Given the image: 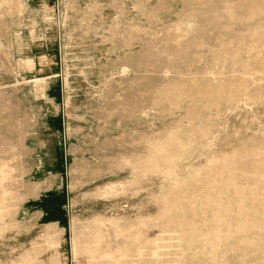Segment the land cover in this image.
<instances>
[{"label":"rangeland","instance_id":"rangeland-1","mask_svg":"<svg viewBox=\"0 0 264 264\" xmlns=\"http://www.w3.org/2000/svg\"><path fill=\"white\" fill-rule=\"evenodd\" d=\"M0 264H264V0H0Z\"/></svg>","mask_w":264,"mask_h":264},{"label":"bare ground","instance_id":"bare-ground-1","mask_svg":"<svg viewBox=\"0 0 264 264\" xmlns=\"http://www.w3.org/2000/svg\"><path fill=\"white\" fill-rule=\"evenodd\" d=\"M18 37H19V36H18ZM32 64H33L32 61H27V62H25V65H28V66H30V67H33Z\"/></svg>","mask_w":264,"mask_h":264}]
</instances>
